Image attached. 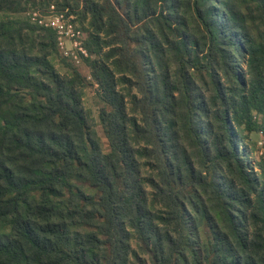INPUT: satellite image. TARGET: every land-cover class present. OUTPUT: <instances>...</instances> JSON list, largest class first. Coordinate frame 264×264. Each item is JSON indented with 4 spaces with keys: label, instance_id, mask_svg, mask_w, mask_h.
Segmentation results:
<instances>
[{
    "label": "trees",
    "instance_id": "trees-1",
    "mask_svg": "<svg viewBox=\"0 0 264 264\" xmlns=\"http://www.w3.org/2000/svg\"><path fill=\"white\" fill-rule=\"evenodd\" d=\"M50 4L86 33L88 75L13 16ZM0 13V264H264V165L244 142L264 132V0Z\"/></svg>",
    "mask_w": 264,
    "mask_h": 264
},
{
    "label": "built area",
    "instance_id": "built-area-1",
    "mask_svg": "<svg viewBox=\"0 0 264 264\" xmlns=\"http://www.w3.org/2000/svg\"><path fill=\"white\" fill-rule=\"evenodd\" d=\"M27 18L39 27L52 29L61 54L79 66L85 65V59L89 57L84 43L87 35L75 22L72 14H67L66 10H57L54 4H50L44 11H28Z\"/></svg>",
    "mask_w": 264,
    "mask_h": 264
},
{
    "label": "rangeland",
    "instance_id": "rangeland-1",
    "mask_svg": "<svg viewBox=\"0 0 264 264\" xmlns=\"http://www.w3.org/2000/svg\"><path fill=\"white\" fill-rule=\"evenodd\" d=\"M39 9V8H36ZM34 9L27 8L24 11H21L19 13H16L13 16H17L19 18L27 19V12ZM5 13H0V19L5 18ZM77 23L79 21H76ZM78 25H80L78 23ZM83 26L86 28V23H83ZM85 30V29H84ZM86 31V30H85ZM55 67L58 69L60 73H66V68L62 66V64L59 62V60H54ZM86 65V64H85ZM82 65L79 66L80 70L84 75H88V68L87 66ZM88 81V80H86ZM82 102L85 109H87L91 116L97 121V112L99 108V101L96 95V85L92 84V82L88 81L86 82L85 87L83 88V95H82ZM261 119L260 116H256V120L259 121ZM95 129L101 139L103 149L104 151L107 150V141L101 131V127L99 124H96ZM245 145L247 146L249 150V155H246V157L251 160V163H254L257 165L258 163L264 165V132L263 131H254L250 133L249 137L244 139ZM201 237L204 238V234L201 233Z\"/></svg>",
    "mask_w": 264,
    "mask_h": 264
}]
</instances>
